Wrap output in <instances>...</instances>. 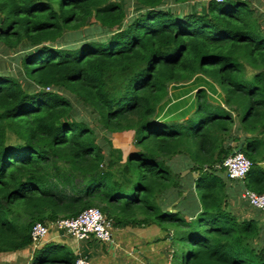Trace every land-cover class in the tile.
I'll use <instances>...</instances> for the list:
<instances>
[{
	"label": "trees",
	"instance_id": "trees-1",
	"mask_svg": "<svg viewBox=\"0 0 264 264\" xmlns=\"http://www.w3.org/2000/svg\"><path fill=\"white\" fill-rule=\"evenodd\" d=\"M193 1L0 0V50L18 62L17 74L0 70V253L29 247L36 223L96 207L114 228L167 231L181 264H264V225L232 212L238 181L221 167L244 143L253 165L238 183L264 193V15L253 0L184 14ZM198 75L225 106L201 88L199 122L157 121L170 87ZM74 103L100 127L76 118ZM130 132L136 150L125 158L111 137ZM75 261L57 244L32 258Z\"/></svg>",
	"mask_w": 264,
	"mask_h": 264
},
{
	"label": "crops",
	"instance_id": "crops-1",
	"mask_svg": "<svg viewBox=\"0 0 264 264\" xmlns=\"http://www.w3.org/2000/svg\"><path fill=\"white\" fill-rule=\"evenodd\" d=\"M209 1L210 0H195L183 6L179 5V7H181L180 9L183 10L184 14L189 12L205 13ZM261 2L262 1L254 0L253 6L257 7ZM167 6L169 8L177 7L174 4V0H168ZM185 85L188 86H186L183 91L179 92L177 98L175 97L176 94L173 95L172 92H170L169 97L173 101L170 102L171 104L166 108V114L159 115L158 111L157 118L160 116V119H162H158V121L178 118V116L186 113L187 110L189 111L188 113L192 115V112L196 109V105H194L196 100L195 96L197 91L201 88L206 89L209 94H216L215 96L218 101L214 102L210 95L209 99L211 102L221 106L225 103L224 94L220 95L219 91L214 88L216 84L204 76L198 75L192 82ZM219 97H221L220 100L218 99ZM127 143L126 141H122L116 145L115 142H113L115 147L123 151L125 158L135 151L134 145L126 147L125 145ZM232 146H235V144L233 143ZM172 165H174L176 169L179 168L183 172V175L187 174V169L190 167L187 160L182 158L175 160ZM261 165L264 168V162H262ZM243 191L244 187L242 183L233 182L230 184V209L240 221L255 220L264 225V211L251 207L248 202L243 200ZM187 193L188 196L191 195V188H188V191L185 192V196ZM185 218L187 221L192 220L189 215ZM48 244L61 245L67 251L71 252L75 259L79 257L85 258L90 261V264H181L180 261H174L175 247L168 232L156 225L135 228L113 227L112 240L110 242H100L95 239L90 241L77 240L69 234L52 227L49 235L38 248H35L31 244L29 247L17 252L0 253V264H32V258L35 252Z\"/></svg>",
	"mask_w": 264,
	"mask_h": 264
},
{
	"label": "built area",
	"instance_id": "built-area-1",
	"mask_svg": "<svg viewBox=\"0 0 264 264\" xmlns=\"http://www.w3.org/2000/svg\"><path fill=\"white\" fill-rule=\"evenodd\" d=\"M222 2V0H216ZM48 90H50L48 88ZM252 162L244 153L238 152L230 155L222 164L225 173L232 181H243L252 168ZM242 199L257 209L264 211V193L258 194L254 191L244 189ZM52 227L67 233L77 240L90 241L95 239L100 242L112 240V223L106 219L103 213L96 207H91L75 218L59 219L52 225L36 223L31 230L32 245L38 248L49 235ZM75 264H90L85 258H77Z\"/></svg>",
	"mask_w": 264,
	"mask_h": 264
},
{
	"label": "rangeland",
	"instance_id": "rangeland-1",
	"mask_svg": "<svg viewBox=\"0 0 264 264\" xmlns=\"http://www.w3.org/2000/svg\"><path fill=\"white\" fill-rule=\"evenodd\" d=\"M259 1H262L261 4H259V6H257V7L254 6V8L258 12L259 16H262V15H264V0H259ZM253 3H254V0H253ZM129 11L130 12H133V11H135V8L134 7H131ZM263 18L264 17H262L260 21H261V27L264 30V20H263ZM91 24H94L95 25L94 22H92ZM16 58H17V56L15 54L10 53L9 55H5V53L2 50H0V70H2V71H8L10 74H17V64H18V62L16 61ZM186 86H188V85H185V84L184 85H173V86L170 87V92H172L173 95L176 94L175 97L177 98V95L179 94V92L183 91V89H185ZM214 88H216L219 91L220 95H223V92L217 86V84L215 85ZM210 95H211V99L214 100V102H217L218 101L217 98H216V96H215L216 94L213 93V94H209V96ZM220 98L221 97H219L218 99L220 100ZM172 101L173 100L170 97H168L163 102V104L158 109L159 115L160 114H166L165 113L166 112V108L168 107V105L171 104L170 102H172ZM74 104H75V107H76L75 109L77 111H79V109H80V111L77 113V115L74 114L76 116V118L78 116V118L80 117V118L84 119L93 128L100 127L99 122L96 119H94V115L92 114V111H91L90 108L89 109L88 108H81V107H78V105L76 103H74ZM194 105H196V100H195V104ZM224 106H225V103H224L223 107ZM188 112L189 111L187 110L186 113H184L183 115L178 116V118H175V119L172 118V119H169V120H166V121H161V122H184L185 120H188L189 118H190V121L186 123V126L187 125H190V124H196V122H199V117L197 115H194V112H192L193 113L192 115H191V113H188ZM71 119L73 120V119H75V117H72ZM156 119H157V121H158V119L159 120H162V119H160V117L159 118H156ZM102 134L105 135L106 133L103 131ZM111 138H112L113 142H115L116 145L119 142H122V141L128 142L125 145L126 147H128L130 145H134V135H133V132L123 133V134H115ZM134 149H135V146H134ZM189 249L190 248H187L186 250H189Z\"/></svg>",
	"mask_w": 264,
	"mask_h": 264
},
{
	"label": "water",
	"instance_id": "water-1",
	"mask_svg": "<svg viewBox=\"0 0 264 264\" xmlns=\"http://www.w3.org/2000/svg\"><path fill=\"white\" fill-rule=\"evenodd\" d=\"M243 148H244V143H240V144L237 146V148H235V149L233 150L232 155H234V154H236V153H238V152H241V151L243 150Z\"/></svg>",
	"mask_w": 264,
	"mask_h": 264
}]
</instances>
